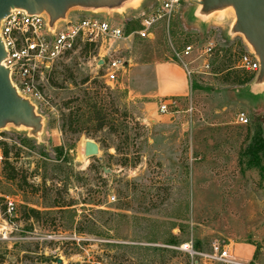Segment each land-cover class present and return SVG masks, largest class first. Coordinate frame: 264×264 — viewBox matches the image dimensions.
I'll list each match as a JSON object with an SVG mask.
<instances>
[{
    "label": "rangeland",
    "instance_id": "obj_1",
    "mask_svg": "<svg viewBox=\"0 0 264 264\" xmlns=\"http://www.w3.org/2000/svg\"><path fill=\"white\" fill-rule=\"evenodd\" d=\"M198 1L159 23L151 40L115 46L122 59L126 45L141 42L176 61L194 47L191 92L158 113L166 121L145 117L128 70L108 83L97 61L104 51L81 45L47 74L43 99L30 101L40 127H0L1 211L6 199L15 202L0 264H189L176 247L213 242L234 244L243 263L264 264V79L239 67L255 51L232 6L204 10ZM151 2L68 10L111 13L128 36ZM87 140L97 156H84Z\"/></svg>",
    "mask_w": 264,
    "mask_h": 264
},
{
    "label": "built area",
    "instance_id": "obj_2",
    "mask_svg": "<svg viewBox=\"0 0 264 264\" xmlns=\"http://www.w3.org/2000/svg\"><path fill=\"white\" fill-rule=\"evenodd\" d=\"M194 0H152L150 11L139 22V28L126 36L122 25H115L111 20L98 18L94 14L71 16L68 13L63 18L51 22L46 12L30 13L21 8H13L0 21V41L3 45L5 57L1 65L8 70L11 86L23 99L38 101L43 99L47 74L56 64L74 52L81 45L98 46L104 51L106 60L102 61L101 68L105 67L104 78L108 83L118 80L125 70L126 61L115 56L114 49L123 40L135 36L140 40H151L154 37L155 27L164 20L170 19L185 4ZM194 47H184L177 60L187 69L188 64L183 62L194 52ZM211 51L208 48L205 52ZM188 61V60H187ZM190 64V62H189ZM239 67L247 72L258 73L259 60L253 53H246L239 59ZM191 79L192 71L186 70ZM173 104L160 101L158 112L166 114ZM238 122L246 124L244 115L238 116ZM1 140V137H0ZM3 151L0 146V161ZM112 202L115 197H109ZM5 211L0 208L1 239H7V232L12 227L7 223L5 215L11 216L15 211V202L5 201ZM184 253L189 264H252L243 263L236 259L231 243L213 242L207 249H196L191 243L180 244L175 248ZM90 264H101L91 262Z\"/></svg>",
    "mask_w": 264,
    "mask_h": 264
},
{
    "label": "water",
    "instance_id": "obj_3",
    "mask_svg": "<svg viewBox=\"0 0 264 264\" xmlns=\"http://www.w3.org/2000/svg\"><path fill=\"white\" fill-rule=\"evenodd\" d=\"M123 0H0V21L13 8H21L30 13L46 12L51 22L63 18L71 6L98 7L115 6ZM208 10L222 3L232 6L237 21V29L253 45L260 64L258 79H264V0H200ZM5 52L0 41V127L5 122L40 127V119L34 115L33 105L20 97L11 86L8 70L1 65ZM102 61L99 62L101 64ZM84 156H97L98 145L87 140L84 143ZM61 260H58L60 263Z\"/></svg>",
    "mask_w": 264,
    "mask_h": 264
},
{
    "label": "crops",
    "instance_id": "obj_4",
    "mask_svg": "<svg viewBox=\"0 0 264 264\" xmlns=\"http://www.w3.org/2000/svg\"><path fill=\"white\" fill-rule=\"evenodd\" d=\"M73 10H77V12L72 14L68 10L67 13L71 16H84L87 14V12L83 11L82 7ZM111 18V13L104 17V19L109 20ZM126 47L130 51L128 54L126 53L124 58L126 67L121 73V79L125 76L124 74L127 70L131 73L130 78L135 82L134 90L136 96L145 100L143 102L145 117L149 119L156 116L166 121L165 115L158 114V103L160 101L171 103L174 100L184 99L189 96L191 81L186 71L191 70L189 62L187 60L183 61L188 64L186 69L181 61L167 59L164 49L152 45L149 46L148 43L140 42L132 46L129 44ZM114 49L118 51L119 47H114ZM97 61H101L99 57ZM126 81H129V77H127ZM232 246L234 248V244Z\"/></svg>",
    "mask_w": 264,
    "mask_h": 264
},
{
    "label": "trees",
    "instance_id": "obj_5",
    "mask_svg": "<svg viewBox=\"0 0 264 264\" xmlns=\"http://www.w3.org/2000/svg\"><path fill=\"white\" fill-rule=\"evenodd\" d=\"M256 134H257V139L259 140V142H262L261 141V138H260V135H259V132H256ZM259 135V136H258ZM254 154H255V152H254Z\"/></svg>",
    "mask_w": 264,
    "mask_h": 264
},
{
    "label": "bare ground",
    "instance_id": "obj_6",
    "mask_svg": "<svg viewBox=\"0 0 264 264\" xmlns=\"http://www.w3.org/2000/svg\"><path fill=\"white\" fill-rule=\"evenodd\" d=\"M84 143H85V141H84Z\"/></svg>",
    "mask_w": 264,
    "mask_h": 264
}]
</instances>
